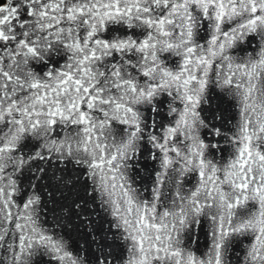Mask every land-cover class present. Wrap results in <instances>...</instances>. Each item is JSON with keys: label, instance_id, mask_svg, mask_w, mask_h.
I'll use <instances>...</instances> for the list:
<instances>
[{"label": "snow or ice", "instance_id": "1", "mask_svg": "<svg viewBox=\"0 0 264 264\" xmlns=\"http://www.w3.org/2000/svg\"><path fill=\"white\" fill-rule=\"evenodd\" d=\"M245 240L264 264V0H0V264H226Z\"/></svg>", "mask_w": 264, "mask_h": 264}, {"label": "water", "instance_id": "2", "mask_svg": "<svg viewBox=\"0 0 264 264\" xmlns=\"http://www.w3.org/2000/svg\"><path fill=\"white\" fill-rule=\"evenodd\" d=\"M172 59L175 60L176 58L173 57ZM215 92L220 93V90L215 89ZM211 103L215 107L219 105L221 102L217 98L215 100H212ZM223 106L228 109L226 115L230 123L225 124L224 126V130H227L229 128H232L233 125H235L238 119V109L235 106H230L229 104H225ZM228 135L231 136L232 132H228ZM231 153H232L231 147H227V150L219 154L217 159L219 160L220 163H225L227 160L231 159ZM153 167H154V162L149 161L148 168L144 169V162L141 161L140 168L143 170H141L139 172V175L136 177V183L134 184V187H136L138 190L147 189L151 187L152 184L151 179L147 175H145V172L150 171ZM196 182H197V177L195 176V174L189 173L184 177V182L181 184V187L185 190H188L191 189L196 184ZM139 195L141 196V198L150 197V193L146 190L140 191ZM51 209H52V205L49 204L48 209H46L45 212L41 214L38 223L44 229L48 230V234L64 235L66 238L71 236L74 239L75 235L70 231V229L61 227V225L63 224V220L59 219V215H60L59 212H54ZM209 231L210 229L208 224L204 223L201 226V228L198 229L196 237L193 239V241L190 244L185 238V244H188V246L193 250H195L198 247L199 251L197 252V255L207 253L211 246L210 238L207 235ZM238 239H243V237H239ZM247 243H248L247 240H245L242 246H237V247L230 246L228 252L225 255L226 264H241V258L243 257L242 248H246Z\"/></svg>", "mask_w": 264, "mask_h": 264}]
</instances>
